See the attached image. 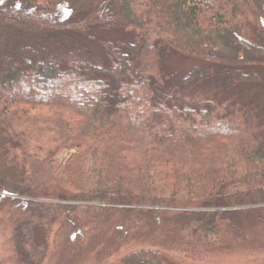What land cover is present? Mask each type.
I'll return each mask as SVG.
<instances>
[{
  "label": "trees",
  "instance_id": "1",
  "mask_svg": "<svg viewBox=\"0 0 264 264\" xmlns=\"http://www.w3.org/2000/svg\"><path fill=\"white\" fill-rule=\"evenodd\" d=\"M1 192L28 199L10 198L16 264L60 221L81 246L176 220L188 256L264 226V0H0Z\"/></svg>",
  "mask_w": 264,
  "mask_h": 264
},
{
  "label": "rangeland",
  "instance_id": "2",
  "mask_svg": "<svg viewBox=\"0 0 264 264\" xmlns=\"http://www.w3.org/2000/svg\"><path fill=\"white\" fill-rule=\"evenodd\" d=\"M196 63L199 62L176 57L168 61L174 69L184 71ZM66 156L67 153L63 152L60 158ZM0 195L9 199L0 201V264H16L12 236L15 221L25 214V208L10 199L22 200L21 197L6 192ZM62 222H57L50 230L48 249L44 230L35 228V243L39 249L45 250V260L41 264H117L128 253L144 248L161 251L177 264H264V226L245 218L237 227L226 225L223 232L208 238L207 245L203 247L201 244L199 249L203 252L199 256H188L184 252L188 239L181 234L180 222L176 220L167 228H141L128 234L114 222L84 240L81 246L75 243L71 229ZM167 239L174 242L172 249L164 245Z\"/></svg>",
  "mask_w": 264,
  "mask_h": 264
},
{
  "label": "bare ground",
  "instance_id": "3",
  "mask_svg": "<svg viewBox=\"0 0 264 264\" xmlns=\"http://www.w3.org/2000/svg\"><path fill=\"white\" fill-rule=\"evenodd\" d=\"M21 199L28 200V199H26V198H22V197H21Z\"/></svg>",
  "mask_w": 264,
  "mask_h": 264
}]
</instances>
